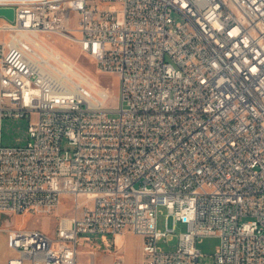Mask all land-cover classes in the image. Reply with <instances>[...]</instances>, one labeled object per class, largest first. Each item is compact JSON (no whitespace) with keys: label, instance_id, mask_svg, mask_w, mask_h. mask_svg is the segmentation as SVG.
<instances>
[{"label":"built area","instance_id":"obj_1","mask_svg":"<svg viewBox=\"0 0 264 264\" xmlns=\"http://www.w3.org/2000/svg\"><path fill=\"white\" fill-rule=\"evenodd\" d=\"M0 7L15 10L0 17V213L52 216L74 199L52 234L9 228L7 264H78L81 236L125 231L144 237L139 264H264V0ZM43 34L116 75V104L43 49ZM5 120L26 121V140L3 143ZM170 217L188 227L165 249ZM210 236L220 241L206 254Z\"/></svg>","mask_w":264,"mask_h":264},{"label":"rangeland","instance_id":"obj_2","mask_svg":"<svg viewBox=\"0 0 264 264\" xmlns=\"http://www.w3.org/2000/svg\"><path fill=\"white\" fill-rule=\"evenodd\" d=\"M2 20H0V23ZM73 22H70L69 25L73 26ZM78 36V32H73ZM49 45L56 47L57 51L62 52V55L65 58L70 59L73 62H76L79 66V70L83 73L84 76L90 77L98 82L100 87H109L113 93V99L110 101L113 105L116 104V99L118 96V78L112 73L103 72L98 68V65L94 58L88 53L84 52L80 44L76 41L66 38L60 34L52 35H42ZM10 37L9 32L2 31L0 32V42L3 40H8ZM26 121L24 120H5L3 123V143H20L26 140ZM83 199L86 197L83 196ZM72 205H74V199L72 195L65 194L62 197V204L56 210L54 215H34L29 214H20L16 219V226H27V225H37L40 229L52 234L54 233L57 225V216L67 215L72 211ZM168 209L166 207L161 208L159 215V226L166 227V217ZM170 227H175L174 239L170 243L161 242V245L165 249H174L176 247L179 234L187 230V224L179 222L175 223L173 218L170 217L169 220ZM51 229V231H50ZM219 238L215 236L205 237L198 242L199 248L203 250L204 253L210 254L214 253L219 245ZM206 260L210 261V258L207 257Z\"/></svg>","mask_w":264,"mask_h":264},{"label":"crops","instance_id":"obj_3","mask_svg":"<svg viewBox=\"0 0 264 264\" xmlns=\"http://www.w3.org/2000/svg\"><path fill=\"white\" fill-rule=\"evenodd\" d=\"M19 216L20 214L0 213V264H7L8 258L14 253L8 246L9 228H39L35 224L16 226ZM143 243L144 237L131 231L117 235H83L80 238L78 264H114L119 255L124 257V264H139L144 259Z\"/></svg>","mask_w":264,"mask_h":264},{"label":"bare ground","instance_id":"obj_4","mask_svg":"<svg viewBox=\"0 0 264 264\" xmlns=\"http://www.w3.org/2000/svg\"><path fill=\"white\" fill-rule=\"evenodd\" d=\"M48 44V43H47ZM49 45V44H48ZM48 45H45V44H43L42 46V48L44 49V48H48L49 50H51L54 54H57V57H56V59L58 60V62L60 63V64H62L64 67H65V69L67 70V71H69V72H71L74 76H79V77H82L83 76V73L79 70V66L77 65V63L76 62H73V61H71L70 59H68V58H65V57H62L63 55H62V52H60V51H57V49H56V47H54V46H51V45H49L50 47H48ZM47 49V50H48ZM84 80H87V79H84Z\"/></svg>","mask_w":264,"mask_h":264},{"label":"water","instance_id":"obj_5","mask_svg":"<svg viewBox=\"0 0 264 264\" xmlns=\"http://www.w3.org/2000/svg\"><path fill=\"white\" fill-rule=\"evenodd\" d=\"M5 16L10 20L15 19V10L13 7H0V17Z\"/></svg>","mask_w":264,"mask_h":264}]
</instances>
